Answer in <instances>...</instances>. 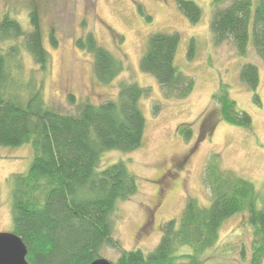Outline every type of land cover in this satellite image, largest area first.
I'll use <instances>...</instances> for the list:
<instances>
[{
	"label": "trees",
	"instance_id": "16d2710c",
	"mask_svg": "<svg viewBox=\"0 0 264 264\" xmlns=\"http://www.w3.org/2000/svg\"><path fill=\"white\" fill-rule=\"evenodd\" d=\"M212 0L210 17L213 41H229L237 55L245 56L251 47L264 63V0ZM177 7L191 22L202 16L193 0H176ZM141 13L142 10H139ZM9 11L0 17V145L17 147L29 143L33 156L28 169L11 175L12 232L27 247L26 259L32 264H86L101 257L103 245L119 251L111 264H203L205 253L218 241L222 223L247 212L253 238L247 264H264V206L250 180L224 170L219 155L209 156L203 182L210 191L207 206L190 197L178 218L163 225L155 248L144 256L140 249H123L112 235L111 214L118 201L137 191L136 178L125 161L100 168L105 152H129L142 144L146 119L140 107L148 89L136 82H119L116 98L99 103L75 102V112H62L47 105L42 87L34 79L20 81L23 51L45 70L49 53L44 47L35 6L28 11L30 29ZM147 20L150 19L146 15ZM53 29L48 34L51 46L57 45ZM21 39L20 43L15 40ZM177 32L157 31L147 37L139 66L152 75L165 97L185 98L194 88L191 75L175 63ZM75 46L92 54L93 72L101 83L114 80L126 65L101 46L94 34L86 32L75 39ZM195 55V40L189 42L187 56ZM241 83L255 91L259 84L257 66L242 64ZM213 99L220 118L243 128L251 127L250 115L237 110L227 84H221ZM258 100L257 94L254 96ZM157 114L160 104L152 107ZM178 132L188 140L192 129L180 125ZM184 246L190 252H181Z\"/></svg>",
	"mask_w": 264,
	"mask_h": 264
},
{
	"label": "rangeland",
	"instance_id": "374dc122",
	"mask_svg": "<svg viewBox=\"0 0 264 264\" xmlns=\"http://www.w3.org/2000/svg\"><path fill=\"white\" fill-rule=\"evenodd\" d=\"M193 1L202 11L196 23L183 15L176 0H0V17L9 11L27 29L28 11L32 6L37 9L49 63L41 70L33 57L23 51L20 81L34 79L40 84L47 105L73 113L76 105L68 100L69 94L74 95L76 103H99L116 98L121 81L136 82L148 89L140 100L146 119L142 144L129 152L109 150L99 165L103 168L123 160L136 178V193L118 201L111 214L112 235L123 249H140L144 256L157 245L164 223L180 216L188 198H196L202 206L209 204L210 191L203 174L213 153L219 155L222 169L253 182L258 206H264V63L251 47L245 56H239L229 41L214 43L209 27L212 0ZM231 1L215 6H226ZM51 29L56 34V46L48 40ZM157 31L179 34L175 63L195 81L185 98L165 97L156 79L139 66L148 35ZM86 32L93 33L101 46L126 65L109 83L96 79L92 54L74 44ZM192 38L195 55L189 59ZM15 42L20 43L21 39ZM246 62L258 69L255 91L239 79L240 67ZM221 84L228 85L237 110L250 115V128L220 118L213 94ZM157 102L160 110L154 114L152 107ZM183 124L192 129L188 140L178 132ZM32 156L29 143L17 147L0 145V232L12 230L11 175L26 171ZM252 238L247 212L227 218L220 227L217 243L206 251L203 264H247ZM190 251L188 246L181 248V252ZM118 255L119 251L109 245L101 248V256L109 260Z\"/></svg>",
	"mask_w": 264,
	"mask_h": 264
},
{
	"label": "water",
	"instance_id": "95a60500",
	"mask_svg": "<svg viewBox=\"0 0 264 264\" xmlns=\"http://www.w3.org/2000/svg\"><path fill=\"white\" fill-rule=\"evenodd\" d=\"M27 247L12 231L0 232V264H32L26 259ZM86 264H111L105 257H98ZM178 264H190L181 262Z\"/></svg>",
	"mask_w": 264,
	"mask_h": 264
}]
</instances>
